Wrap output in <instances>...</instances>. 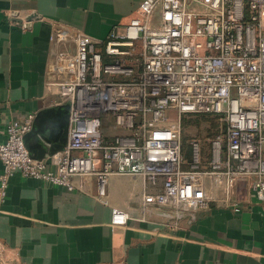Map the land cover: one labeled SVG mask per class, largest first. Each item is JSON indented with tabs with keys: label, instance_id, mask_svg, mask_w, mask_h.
Wrapping results in <instances>:
<instances>
[{
	"label": "built area",
	"instance_id": "obj_1",
	"mask_svg": "<svg viewBox=\"0 0 264 264\" xmlns=\"http://www.w3.org/2000/svg\"><path fill=\"white\" fill-rule=\"evenodd\" d=\"M64 68L66 78L49 84L68 105V142L37 161L25 140L33 116L10 121L0 143L1 198L16 174L68 190L75 177L94 176L104 197L117 173L160 181L158 193L142 196L144 205L193 214L210 209L208 200L191 192L193 182L214 174L228 186L238 176H253L252 196L264 201V0H142L136 15L103 42L76 35ZM168 110L223 121L210 141L206 171L183 169L178 124L170 125L176 135H160ZM107 116L122 133L103 136ZM191 148L197 165L199 142ZM126 218L114 210L111 224L123 226Z\"/></svg>",
	"mask_w": 264,
	"mask_h": 264
},
{
	"label": "crops",
	"instance_id": "obj_2",
	"mask_svg": "<svg viewBox=\"0 0 264 264\" xmlns=\"http://www.w3.org/2000/svg\"><path fill=\"white\" fill-rule=\"evenodd\" d=\"M141 1L0 0V143L10 121L32 115L35 160L67 144V103L49 83L66 78L76 35L103 42ZM253 181L197 176L191 191L210 209L179 215L142 203L160 181L114 173L99 197L94 176L75 177L68 190L16 174L0 196V264H264V201L252 196ZM114 210L125 225L112 226Z\"/></svg>",
	"mask_w": 264,
	"mask_h": 264
},
{
	"label": "rangeland",
	"instance_id": "obj_3",
	"mask_svg": "<svg viewBox=\"0 0 264 264\" xmlns=\"http://www.w3.org/2000/svg\"><path fill=\"white\" fill-rule=\"evenodd\" d=\"M171 124L179 125V139L181 142L184 160L183 169L193 172L206 171L208 169V162L210 159V141L213 137L222 132L223 121L217 115L187 114L179 116L177 111L168 110L165 112L162 123L158 126L161 131H164L160 135L164 137L176 135V129L170 128ZM122 132V130L116 127L113 117H104L101 133L105 138H110ZM166 133L168 134L166 135ZM192 141L199 142L201 159L200 163L197 165L192 162ZM206 175L207 174H202L200 176Z\"/></svg>",
	"mask_w": 264,
	"mask_h": 264
},
{
	"label": "water",
	"instance_id": "obj_4",
	"mask_svg": "<svg viewBox=\"0 0 264 264\" xmlns=\"http://www.w3.org/2000/svg\"><path fill=\"white\" fill-rule=\"evenodd\" d=\"M66 110L68 111V105H67V107H66ZM30 133H31V132H30ZM30 133H29L28 135H26L25 140L31 135ZM26 146H27V145H26ZM65 146H66V143H65L63 146H61V147H58V148L53 149V150L49 153V157L52 156L53 154H55L56 152L61 151ZM27 148H28V150H29V152H30V149H29L28 146H27ZM30 154H31V152H30ZM31 156L33 157L32 154H31ZM33 158H34V157H33ZM34 159H35V158H34Z\"/></svg>",
	"mask_w": 264,
	"mask_h": 264
}]
</instances>
